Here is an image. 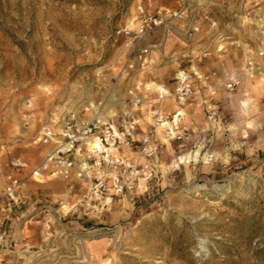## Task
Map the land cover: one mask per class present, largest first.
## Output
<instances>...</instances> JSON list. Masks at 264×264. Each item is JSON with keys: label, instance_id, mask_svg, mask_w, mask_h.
<instances>
[{"label": "rangeland", "instance_id": "1", "mask_svg": "<svg viewBox=\"0 0 264 264\" xmlns=\"http://www.w3.org/2000/svg\"><path fill=\"white\" fill-rule=\"evenodd\" d=\"M183 2L186 15L169 18ZM139 5L166 20L132 40ZM194 19L183 47L175 37ZM180 70L198 95L164 100L166 121L180 112L167 135L128 91H172ZM90 104L119 131L135 121L108 150L130 167L102 164L128 178L121 196L94 197L76 170L32 174L50 149L44 130L90 118ZM10 173L23 184L0 264H264V0H0V189Z\"/></svg>", "mask_w": 264, "mask_h": 264}, {"label": "built area", "instance_id": "2", "mask_svg": "<svg viewBox=\"0 0 264 264\" xmlns=\"http://www.w3.org/2000/svg\"><path fill=\"white\" fill-rule=\"evenodd\" d=\"M186 11L187 5L183 2L178 10L169 14V18H181ZM136 17V29L134 31L124 30V34L132 40L145 37L153 29L163 25L166 20L160 13L149 14L142 5L137 6ZM198 32V21L196 19L191 20L185 30L186 41L191 42ZM148 53V48H142L136 53V59L143 64ZM193 74L197 75V73ZM235 83L234 80H229L226 88L232 89ZM210 92L213 93L212 89H210ZM196 95H198V91L195 90L192 84L190 74L183 70L175 74V86L172 91L162 87L157 92L158 99L172 96L178 102L192 100ZM128 97L134 105L141 103V98L135 96L133 90L128 91ZM203 102L211 101L204 99ZM90 107L92 109L96 108V112L90 118H82L75 113H69L63 119L58 132H53L49 128L44 130L41 142L50 149L44 153L41 161L34 167L32 174L49 173L65 180L69 179L76 170L77 178L81 180L93 179L95 181L93 185L94 197L121 196L125 191L132 188L128 178H124L119 173H113L107 177L102 170V164L107 162L115 170L130 167L124 165L119 158H109L108 150L116 148L117 144L122 143L126 137L130 136L135 121L133 119L127 121L123 130L119 131L113 124L112 117L105 118L98 112L97 107L92 106V104H90ZM207 108L210 117H214L216 115L214 107L209 104ZM177 113L175 112L172 115L170 121H166V117L161 110L158 108L151 109L152 127L162 126L169 135L173 131L172 128L177 124L178 118L175 120ZM94 139L98 140L100 149L87 148V143ZM98 155H101V158H97ZM90 162H92V165ZM10 165L17 169L26 167V163L18 158H13ZM22 184L23 180L20 177L10 173L5 176V184L0 189V250L11 246L12 236L7 225L19 202V191Z\"/></svg>", "mask_w": 264, "mask_h": 264}, {"label": "crops", "instance_id": "3", "mask_svg": "<svg viewBox=\"0 0 264 264\" xmlns=\"http://www.w3.org/2000/svg\"><path fill=\"white\" fill-rule=\"evenodd\" d=\"M174 20V19H173ZM176 20V19H175ZM184 30H183V32H180V36L179 37H175L177 40H180L179 42L180 43H182V44H184V46L183 47H186L185 46V43H184V41H183V36H184ZM171 35H172V33L170 32V31H168L167 30V34L164 36V37H166L165 38V43L170 39V37H171ZM173 36V35H172ZM182 40V41H181ZM187 45V44H186ZM153 47L154 46H157L156 44H153L152 45ZM148 49H149V47H148ZM184 50H188V48H182V52L184 51ZM153 51H151L150 49H149V55H148V57L150 58V53H152ZM174 71H175V67H174ZM176 73V72H175ZM175 75V74H174ZM159 87H164V88H167L168 90H170V88L169 87H167V86H165V85H158ZM159 87H157V89L155 90V92H153V94H146V93H143V94H141L140 92H137V95L141 98V104L140 105H143V106H145V105H148V108H149V111L151 110V109H153V108H158L159 110H161V111H163V112H165V109H164V105H163V102H164V100L165 99H167L168 97H170V96H166V97H164V98H162V99H158V97H157V92H158V90H159ZM174 102H177L175 99H174ZM136 106V105H135ZM141 108L139 107V109L138 110H136V111H141L140 110ZM141 112H138V113H132L133 114V117H137L139 114H140ZM137 114V115H136ZM11 236H12V234H11ZM11 240H12V238H11ZM3 251H5V250H3Z\"/></svg>", "mask_w": 264, "mask_h": 264}, {"label": "bare ground", "instance_id": "4", "mask_svg": "<svg viewBox=\"0 0 264 264\" xmlns=\"http://www.w3.org/2000/svg\"><path fill=\"white\" fill-rule=\"evenodd\" d=\"M177 115H180V112H178ZM176 116H175V120H177V117ZM87 145L89 146L90 149H95V148L96 149H100V144H99L98 140H96V139H94L92 141H89L87 143ZM179 160L181 162L182 158L180 157Z\"/></svg>", "mask_w": 264, "mask_h": 264}]
</instances>
